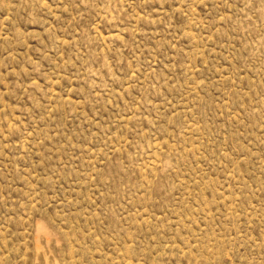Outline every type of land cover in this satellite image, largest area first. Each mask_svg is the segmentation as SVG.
<instances>
[{
  "label": "rangeland",
  "instance_id": "1",
  "mask_svg": "<svg viewBox=\"0 0 264 264\" xmlns=\"http://www.w3.org/2000/svg\"><path fill=\"white\" fill-rule=\"evenodd\" d=\"M0 264H264V0H0Z\"/></svg>",
  "mask_w": 264,
  "mask_h": 264
}]
</instances>
